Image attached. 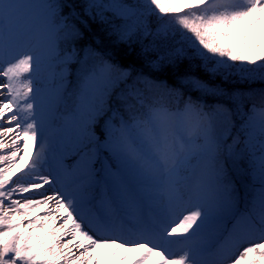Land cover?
Here are the masks:
<instances>
[{
    "label": "snow or ice",
    "instance_id": "6c2138e0",
    "mask_svg": "<svg viewBox=\"0 0 264 264\" xmlns=\"http://www.w3.org/2000/svg\"><path fill=\"white\" fill-rule=\"evenodd\" d=\"M108 249L264 264V0H0V264Z\"/></svg>",
    "mask_w": 264,
    "mask_h": 264
},
{
    "label": "rangeland",
    "instance_id": "374dc122",
    "mask_svg": "<svg viewBox=\"0 0 264 264\" xmlns=\"http://www.w3.org/2000/svg\"><path fill=\"white\" fill-rule=\"evenodd\" d=\"M25 160H27V157H25ZM21 167H23V164H21ZM99 251V250H98ZM110 251V249L105 250V252L103 253V255L100 257V264H105V261L107 259L108 256V252ZM135 253H133L134 255ZM93 264H95V261H93ZM131 264V262H130Z\"/></svg>",
    "mask_w": 264,
    "mask_h": 264
},
{
    "label": "trees",
    "instance_id": "16d2710c",
    "mask_svg": "<svg viewBox=\"0 0 264 264\" xmlns=\"http://www.w3.org/2000/svg\"><path fill=\"white\" fill-rule=\"evenodd\" d=\"M122 63H125V64H126V63H128V61H122ZM169 82L171 83V80H170ZM194 95H195V94H194Z\"/></svg>",
    "mask_w": 264,
    "mask_h": 264
}]
</instances>
